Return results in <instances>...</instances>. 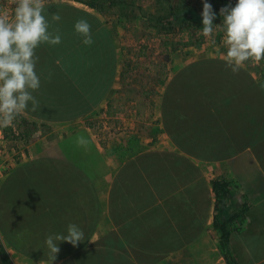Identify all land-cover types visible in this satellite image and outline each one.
Segmentation results:
<instances>
[{"label": "crops", "instance_id": "crops-1", "mask_svg": "<svg viewBox=\"0 0 264 264\" xmlns=\"http://www.w3.org/2000/svg\"><path fill=\"white\" fill-rule=\"evenodd\" d=\"M42 14L61 43L35 50L39 106L2 143L0 263L51 264L46 237L74 223L85 240L52 264H264V74L203 41L171 64L161 34L145 95L116 20L78 0Z\"/></svg>", "mask_w": 264, "mask_h": 264}, {"label": "clouds", "instance_id": "clouds-1", "mask_svg": "<svg viewBox=\"0 0 264 264\" xmlns=\"http://www.w3.org/2000/svg\"><path fill=\"white\" fill-rule=\"evenodd\" d=\"M14 16L0 15V127L12 125L16 117L28 108L36 111L39 102L33 92L39 90L40 78L35 71L39 61L36 49L43 43L58 45L61 36L49 31L50 25L42 14L45 0H14ZM225 34L226 67L233 74L239 72L246 62L259 63L264 59V0H237L234 7L220 9ZM215 13L212 5L203 4L200 34L209 37L214 32ZM53 21H60L59 14H53ZM75 31L83 36V43L91 45V25L85 19L76 21ZM84 137L77 138V144L86 146ZM85 240L84 232L76 224L67 226V235L50 234L45 245L52 264L60 251L58 242L64 241L77 246ZM91 242V241H90Z\"/></svg>", "mask_w": 264, "mask_h": 264}, {"label": "rangeland", "instance_id": "rangeland-1", "mask_svg": "<svg viewBox=\"0 0 264 264\" xmlns=\"http://www.w3.org/2000/svg\"><path fill=\"white\" fill-rule=\"evenodd\" d=\"M128 4L122 7L121 4L111 5L109 8L98 11L109 20H116L120 24L121 42L123 49L128 50L127 57L130 65V75L128 80H139V83L145 85L142 91L153 93L154 85L157 84V72L149 67L143 53L146 51H155L162 40L161 34L166 35V48L170 51V60L173 64L175 54L183 48L200 43L187 44L185 41L189 36L190 30L181 31L182 19L201 20L199 14L205 2L212 5V10L216 18L213 20L214 32L211 36H203L205 47L225 49L223 43L225 34L222 26L223 17L220 15V9L226 6L234 7L237 0H123ZM14 0H0V14L11 18L14 15ZM189 8L190 10H188ZM214 8H216L214 10ZM188 10V11H186ZM200 33L199 30L196 34ZM164 40V39H163ZM165 47V46H164ZM157 52V51H156ZM156 52H153L155 54ZM133 57H132V56ZM131 56V57H130ZM153 60V59H152ZM154 62V61H153ZM251 67L257 72L264 74V59L259 63L248 61ZM148 64V65H147ZM9 140L11 139L8 138ZM12 143V142H10ZM15 144V143H13Z\"/></svg>", "mask_w": 264, "mask_h": 264}, {"label": "trees", "instance_id": "trees-1", "mask_svg": "<svg viewBox=\"0 0 264 264\" xmlns=\"http://www.w3.org/2000/svg\"><path fill=\"white\" fill-rule=\"evenodd\" d=\"M78 1L84 2V3L88 4L89 6L96 8L97 10L98 9L99 10H104L105 8L111 7V5H116V4H121L122 7H126L128 5V4L124 3L123 0H78ZM187 9L190 10L189 8H187ZM215 9L216 8H214V10ZM188 10H186V11H188ZM202 12H203V6L201 8V13L199 14L201 20H194V19H187V20L182 19L181 20V31L182 30H187V32H188L191 29L194 30V31H190L189 32V36H188L187 40L185 41V43L192 44V43H200V42H202L203 35L200 34V33L196 34L197 30H200V29L203 28ZM215 18H216V16H215ZM0 255H2V250L1 249H0ZM2 257H1V259H2ZM4 258H3V260H5Z\"/></svg>", "mask_w": 264, "mask_h": 264}, {"label": "built area", "instance_id": "built-area-1", "mask_svg": "<svg viewBox=\"0 0 264 264\" xmlns=\"http://www.w3.org/2000/svg\"><path fill=\"white\" fill-rule=\"evenodd\" d=\"M1 15V14H0ZM10 20V18H9ZM10 134L11 135V140L17 144L19 141V132L17 130L15 121L12 123V125L8 127H0V156H1V150H2V143L6 139V135ZM3 164V162L0 161V167Z\"/></svg>", "mask_w": 264, "mask_h": 264}]
</instances>
